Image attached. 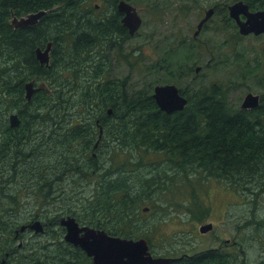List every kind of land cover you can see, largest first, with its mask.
<instances>
[{"label":"trees","instance_id":"trees-1","mask_svg":"<svg viewBox=\"0 0 264 264\" xmlns=\"http://www.w3.org/2000/svg\"><path fill=\"white\" fill-rule=\"evenodd\" d=\"M244 1L252 9L264 8V0ZM82 2L0 0V264H96L83 248L65 240L60 217L74 215L81 223L109 233L137 237L145 225L133 224L134 212L142 204L154 201L160 183L155 184L154 179L158 177L171 180L166 189L175 181L178 188L185 189L191 176L198 179L200 175L221 179L236 191L249 193L250 200L264 195V94L258 106L238 108L231 103L225 86L213 82L189 94L184 109L166 112L159 107L152 89L143 87L131 93L125 80L121 83L116 79L102 80L99 65L93 64L91 75L96 81L79 93L80 103L89 116L71 119L70 105L74 103L71 97L66 98L63 89L68 81H60L55 69L71 70L76 65L57 59L56 46L65 39L63 34H72L71 49L81 55V51L98 40L99 37L92 40L84 32L78 35L76 29L75 33L69 29L70 19L76 15L80 24L81 19L85 23L81 26L87 22L94 26L81 14ZM214 6L219 7V3ZM39 9L48 12L37 24L31 27L12 24L14 15ZM56 24L59 25L55 28ZM99 31L101 35L105 33ZM127 34V30L121 29L123 39ZM83 39L87 40L83 43ZM49 41L53 42V48L51 63L47 65L40 63L36 49ZM182 44L171 45L153 63L169 79L180 76L174 72L181 58L191 52L190 47L183 48ZM80 69H75L76 76ZM31 80L42 86L27 99L26 83ZM48 82L57 83L56 88ZM94 109L98 115H91ZM108 109H113V113ZM11 113L19 115V125L10 124ZM99 124L104 129L102 137L115 140L120 150L135 153L143 148L163 153L164 160L145 167L151 174L133 155L115 169L106 168L104 161L110 156L98 161L92 155L95 149H91ZM90 171L101 178L93 183L98 190L90 198L77 196L83 203L88 202L91 212L86 217L76 214L78 210L66 201L72 198L76 187H87ZM178 175L186 179L175 180ZM74 177L77 182L72 184L70 179ZM77 192L80 194L81 190ZM61 201L65 204L56 205ZM96 205L99 210H94ZM256 209L257 202L254 212ZM37 218L43 221L44 231L20 230L23 223ZM256 223V228L264 227V216ZM30 230L39 237L36 243L17 241ZM165 264H264V255L250 260L243 248L236 251L210 248L182 254Z\"/></svg>","mask_w":264,"mask_h":264},{"label":"rangeland","instance_id":"rangeland-1","mask_svg":"<svg viewBox=\"0 0 264 264\" xmlns=\"http://www.w3.org/2000/svg\"><path fill=\"white\" fill-rule=\"evenodd\" d=\"M234 1L236 0H130L143 17V23L138 31L127 43L111 46L108 44L105 47L99 41L101 36L92 46L81 51V55H76V51L71 49L73 35L63 34L65 39L56 46L58 53L56 58L76 66L71 70L67 67H57L55 70L60 81H68L63 89L66 91V98L69 100L71 97V102L74 103L70 105L71 119L77 121L82 115L89 116V113L84 112V105L80 103L79 93L89 83L96 81L91 75L93 64L99 65L102 80L116 79L119 83L125 80L131 93H136L143 87L154 91L157 84L172 82L188 96L199 87L219 82L229 91L231 103L238 108L241 107L247 92L253 91L263 95L264 33L258 35L240 33L238 25L229 15L228 5ZM111 2L85 0L82 4V15L87 9L95 8L96 3H100L101 9L111 10L113 8ZM216 2L219 3V7L215 8V12L201 32L194 36L198 22L205 15L206 10ZM70 21L69 24L72 26L69 29L73 32L76 29L78 35L89 29L88 22L86 26H81L85 23H82L81 19L80 24L77 15ZM58 25L56 24L55 28ZM95 27L89 30L97 31L99 27ZM118 37L119 35H116L113 40L119 41ZM86 40L83 39L82 42ZM181 43L183 48L190 47L191 52L187 57L181 58V63L174 72L180 76L169 79L163 71L154 67L153 63L162 58L164 50L168 51L171 45ZM101 65H104L103 69ZM198 67L200 68L197 69ZM75 69H80V74L77 76L74 74ZM47 84L53 89L57 86L55 82ZM95 111L98 110H92L91 115L99 114L94 113ZM94 136L96 139L98 133L96 132ZM101 140L103 144L97 150L96 158L102 161L109 155L110 157L104 161L106 168L119 167L130 155L138 157L144 168L149 164L162 162L166 156L163 153L148 152L143 148L131 153L128 149L120 150V144L115 140L112 141L110 137H101ZM150 171L147 169L148 173ZM90 172L86 177L87 187H76L72 198L66 201L67 205L78 210L76 214L86 217L89 216L91 209L88 202L83 203L84 201L79 200L77 196L90 198L92 193L98 190L93 183L101 178L96 172ZM191 178L185 189L183 186L178 188L176 181L170 189H166L171 180L159 177L154 179L155 184L160 182L154 201L150 200L147 204H142L134 212L133 224L137 227L145 225L137 238L143 236L148 238L151 250L158 255L180 256L222 245L223 248L231 251L245 249L250 260L262 257L264 227L256 228V220L264 216V195L250 200L249 193L245 191L240 193L221 179L204 178L200 175L198 179H195L194 175ZM184 179L186 177L181 175L175 177L177 181ZM76 182L75 177L70 179V183ZM78 190H81L80 194ZM256 202L257 209L254 212ZM63 204L64 201L56 202L58 206ZM56 205L53 206L54 209ZM94 210H99V206L96 205ZM209 221L213 222L214 227L202 232L200 226ZM120 228L125 227L120 226ZM226 238L230 239L229 244L226 243ZM38 239L39 237L34 236V232L30 230L17 241L36 243Z\"/></svg>","mask_w":264,"mask_h":264},{"label":"water","instance_id":"water-1","mask_svg":"<svg viewBox=\"0 0 264 264\" xmlns=\"http://www.w3.org/2000/svg\"><path fill=\"white\" fill-rule=\"evenodd\" d=\"M119 9L125 12L124 22L129 25L130 33L135 34L143 22L138 8L128 0H120ZM228 9L230 16L236 21L241 34L254 33L258 35L264 33V8L252 9L248 2L236 0L228 5ZM46 10L48 9L31 11L26 15H14L12 22L15 26L36 24L47 13ZM214 12V6L206 10L205 15L198 22L194 36L201 32L205 23ZM52 45L53 42L49 41L46 46L36 49L41 63L50 65ZM41 86L35 85L34 80L28 81L26 83L27 99H31L34 92ZM153 96L159 107L166 112L184 109L188 103V97L176 83L172 82L157 84L154 87ZM260 100L261 94L249 91L246 93L241 107L251 108L258 106ZM9 118L12 126L21 123V118L17 113H11ZM60 223L65 227V240L83 248L96 264H165L182 257V255H155L151 250L149 239L144 236L137 238L112 234L106 229L81 223L74 215L61 216ZM213 225L212 221L206 222L200 226V230L206 232L212 229ZM26 228H32L38 232L44 231L45 225L40 218H37L20 226V230H25ZM2 261L5 262L6 259L3 258Z\"/></svg>","mask_w":264,"mask_h":264},{"label":"flooded vegetation","instance_id":"flooded-vegetation-1","mask_svg":"<svg viewBox=\"0 0 264 264\" xmlns=\"http://www.w3.org/2000/svg\"><path fill=\"white\" fill-rule=\"evenodd\" d=\"M84 1L85 0H83V2ZM110 1H112L110 3L111 6L113 5V8H111V10L110 9L108 10L106 8L105 9H101L100 8V3H96V7L95 8H93V9H87L86 11H84V15L86 16L87 20L91 24L96 25V23H98V27L100 25L103 26V28H98L97 31L91 32L89 29L92 28V27H94V26H91L90 27L89 26L90 24H88V28L89 29L84 31L85 36H87L88 38H92V40L94 38H97V37H101L102 36V38L99 41L103 43L104 47L105 46H108V44L111 46L113 44L119 45V43H121V44L122 43L123 44L124 43H127L129 41V39L134 35V34H131L130 33L129 25L124 22L125 12H123L122 10L119 9V2H120V0H110ZM83 2L81 3V6H82ZM82 10H83V8H82ZM97 11L99 12L98 14L96 13ZM81 14H83V11L81 12ZM121 29L127 30V33L128 34L125 36L126 37L125 40L123 39V36L121 35ZM99 30H103V31H105V33L108 31V33L107 34L104 33V34L101 35ZM114 34L119 35V37H118V40L119 41H114L113 40L116 37V35H114ZM122 40H124V41H122ZM108 41H113V42L112 43H109ZM88 43H90V42H88ZM52 48H53V45H52ZM105 55H107V54H104V56ZM51 56H52V50H51ZM101 68L103 69L104 68V65H101ZM108 112L110 114H112L113 113V109H111V110L108 109ZM102 127L103 126H101L99 124V127H98V137L96 139H94L95 140L94 142L92 141L93 146H92L91 149L92 150L95 149L94 151H92V155L93 156H96L98 154L97 153L98 152L97 150L103 144V142L101 140V137L102 136L100 137V132L102 131ZM102 135H103V133H102ZM228 242H230V239L229 238H226V243L229 244ZM213 248H223V246L222 245H218V246L213 247ZM207 249H210V248H207ZM207 249H205V250H207ZM155 255H158V254H155Z\"/></svg>","mask_w":264,"mask_h":264},{"label":"bare ground","instance_id":"bare-ground-1","mask_svg":"<svg viewBox=\"0 0 264 264\" xmlns=\"http://www.w3.org/2000/svg\"><path fill=\"white\" fill-rule=\"evenodd\" d=\"M46 12H48V10H46ZM40 21V20H39ZM38 23V22H37ZM36 23V24H37ZM12 24L15 26V24L12 22ZM33 25H35V24H33ZM33 25H28V26H15V27H31V26H33ZM39 48V47H38ZM36 56H37V51H36ZM37 58H38V56H37ZM39 59V58H38ZM40 60V59H39ZM40 63H41V61H40ZM35 85H42V84H37V82H35ZM26 92H27V90H26ZM102 133H103V130L101 131V136H102Z\"/></svg>","mask_w":264,"mask_h":264}]
</instances>
